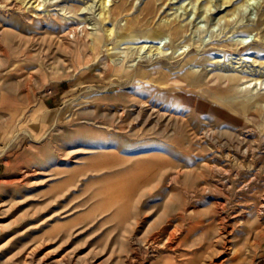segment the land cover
<instances>
[{"label": "rangeland", "instance_id": "rangeland-1", "mask_svg": "<svg viewBox=\"0 0 264 264\" xmlns=\"http://www.w3.org/2000/svg\"><path fill=\"white\" fill-rule=\"evenodd\" d=\"M86 1L0 0V264H264V79L191 84L261 69L264 0Z\"/></svg>", "mask_w": 264, "mask_h": 264}, {"label": "bare ground", "instance_id": "bare-ground-1", "mask_svg": "<svg viewBox=\"0 0 264 264\" xmlns=\"http://www.w3.org/2000/svg\"><path fill=\"white\" fill-rule=\"evenodd\" d=\"M8 1V0H7ZM22 1V2H20ZM48 1V0H47ZM52 1V0H51ZM88 1V0H87ZM82 2L84 3V5L88 2ZM94 1V0H93ZM106 1V0H105ZM11 2H13V4H15V6L23 3L24 6L23 7H26L29 8L32 4L30 3L31 0H11ZM36 2V1H35ZM155 3V2H154ZM12 4V3H11ZM150 4V3H149ZM50 5H59V2L57 0V2H51ZM88 6V4H86ZM101 5L102 7L100 8L101 9V12H100V17L102 19H106L108 15L107 14V11H105V5H104V0H101ZM12 6V5H11ZM21 6V5H20ZM18 6V8L20 7ZM87 6L82 8V7H79V9L81 8L82 10H85V8L87 9ZM157 6H155L154 4H151L147 6V12L150 13V12H156ZM22 8V7H21ZM71 8H73L75 10V8H77V5L75 4H71ZM70 8V9H71ZM20 9V8H19ZM89 9V8H88ZM90 10V9H89ZM23 11V10H22ZM73 11V10H72ZM88 11V10H87ZM145 12V11H144ZM88 14V12H87ZM41 15V14H40ZM42 16V15H41ZM40 16V17H41ZM43 17V16H42ZM45 18V16L43 17ZM70 18V17H69ZM47 19V18H46ZM263 18H261L262 20ZM84 22H85V25L79 29V25L78 23L75 22V19H73L70 23H66L65 27H63L64 29L61 31V35H60V39L61 40H68V41H72L71 40V35L73 34L74 36V39L76 40V42H78V46H80L81 50L83 51H88V50H91V55L94 57L98 52H101L102 51V42L104 40V38L109 37L111 35H113L112 33V29H107L109 30L108 33H101V29H99L97 27V25L95 23H93V26L92 27H89L87 26L88 23H89V19L87 18H84ZM135 23H133V25H131V29L134 27V26H137L140 24V20H136L134 21ZM91 23V22H90ZM149 26V25H148ZM169 27V26H168ZM128 28V27H127ZM127 30V29H126ZM162 30V29H161ZM171 30L173 32H175L177 35H179L180 31L182 30L181 28V25H175L173 26V28H171ZM130 31V29H129ZM128 31V32H129ZM127 32V33H128ZM124 33H126L125 29L123 31L122 34L119 35V37L121 38H135L137 37L136 34L134 35L133 33L131 34L129 32V34L124 35ZM148 35H152V31H149L148 32ZM60 40V41H61ZM77 45V44H76ZM131 47V46H129ZM146 45H142V46H135V48H137V52H139L141 54V51L143 48H145ZM134 48V47H132ZM134 48V50H135ZM151 48V50L149 49ZM148 49H149V52L147 54L144 55L145 58H149L152 57L154 55H158L159 53V49L158 47L157 48H154L153 49V46H150ZM144 54V53H143ZM90 55V56H91ZM100 55V54H99ZM98 55V56H99ZM91 56V57H92ZM142 56V55H141ZM90 57V58H91ZM96 58V57H95ZM95 60V59H94ZM133 61V60H132ZM189 61H192L191 58H189ZM220 60L218 59H214L212 60L211 62H209V65H213L212 68H207V70L204 72V74H197L193 71H191V74L193 75V80H192V85H208L210 84L211 82H215V84H227L228 85V81L231 82V83H238L240 82V80L244 77H251L250 81L251 80H254V79H257V80H263L264 79V70H263V67H264V63L261 61L259 62V65H260V68L261 69H238V67H225V68H220L221 71H217V69H219L218 65L220 64ZM121 64V63H120ZM114 65V64H113ZM127 67H131L133 66V64H130V65H126ZM220 66V65H219ZM117 68H119L117 66ZM124 68V67H123ZM204 69V68H203ZM128 70H130L128 68ZM127 70V71H128ZM197 70V69H196ZM215 70V71H214ZM231 70V72L229 71ZM104 73V72H103ZM189 87V86H188ZM211 87V86H210ZM193 88V87H192ZM214 89H215V86H214ZM260 96V95H259ZM252 100L253 97L249 98V100Z\"/></svg>", "mask_w": 264, "mask_h": 264}, {"label": "crops", "instance_id": "crops-1", "mask_svg": "<svg viewBox=\"0 0 264 264\" xmlns=\"http://www.w3.org/2000/svg\"><path fill=\"white\" fill-rule=\"evenodd\" d=\"M1 155H2V152L0 153V173H3L6 167V163L5 161L1 160Z\"/></svg>", "mask_w": 264, "mask_h": 264}]
</instances>
